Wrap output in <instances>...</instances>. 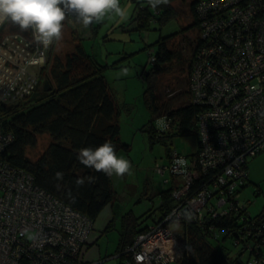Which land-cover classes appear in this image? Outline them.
<instances>
[{"label": "built area", "instance_id": "2783aa9c", "mask_svg": "<svg viewBox=\"0 0 264 264\" xmlns=\"http://www.w3.org/2000/svg\"><path fill=\"white\" fill-rule=\"evenodd\" d=\"M196 10L201 41L188 88L191 102L201 108L199 149L189 156L173 149L169 163L157 167L169 175L174 204L135 237L121 264L177 262L187 225L253 216L241 191L249 181L248 158L264 150V0H199ZM67 18L76 16L69 12ZM50 47L31 31L0 36L1 102L19 104L38 89ZM12 140L0 127V264H20L23 258L28 264H89L84 251L94 221L3 159ZM248 264L264 260L254 256Z\"/></svg>", "mask_w": 264, "mask_h": 264}, {"label": "trees", "instance_id": "16d2710c", "mask_svg": "<svg viewBox=\"0 0 264 264\" xmlns=\"http://www.w3.org/2000/svg\"><path fill=\"white\" fill-rule=\"evenodd\" d=\"M136 1L139 5L132 22L137 23L139 30L150 29L153 20L165 24L177 17L172 0L155 9L147 0ZM198 1H190L193 22L183 28V32L199 27L200 16L196 10ZM141 2L144 6L140 5ZM15 30L21 31L16 25L5 22L0 27V36L5 31ZM177 34L157 40V51L153 53L155 60L151 61L153 67L145 77L148 81L145 97L149 109L154 115L163 116L171 123V129L158 132L153 141H162L167 134L170 137L175 132H197L196 120L201 108L191 102L188 85L193 55L201 41L200 35L197 31L193 41L186 38L185 45L183 42L181 48H175L174 43L170 45L169 41ZM192 44L190 54H185ZM53 51L52 44L48 63L41 71L40 86L28 99L11 105L0 101V127L13 134V140L5 146L2 158L30 172L37 185L95 221L109 203L115 204L116 194L111 176L83 165L78 153L82 148H95L106 141L114 145L116 153L121 148L129 149V146L120 138V110L103 75L105 66L86 51L81 40L64 58ZM175 65L180 67L181 73H187V88L176 95L175 98L182 100L178 106H163L158 103L154 83L158 75L172 71ZM45 79L51 85L48 91L43 88ZM149 129L154 128L151 125ZM43 133H48L51 141L41 156L33 160L27 150L37 145V136ZM246 168L248 170V163ZM57 173L62 174V179H57ZM80 179L84 180L82 185L77 184ZM254 192L259 194L261 188H256ZM162 197L160 209L163 213L174 204L171 189L164 191ZM245 214L241 218L227 216L212 223L187 225L183 239L185 251L177 262L239 264L246 252L250 255L246 264L254 256L264 260V207L256 215ZM142 223L131 212L123 214L116 250L120 264L124 258L130 257V254L124 253L127 247L132 246L135 237L147 229L148 226L143 227ZM219 232L223 233V237ZM227 240L232 241L233 248L226 244ZM248 246L252 248L251 251L247 249ZM20 264L28 262L23 258Z\"/></svg>", "mask_w": 264, "mask_h": 264}, {"label": "rangeland", "instance_id": "374dc122", "mask_svg": "<svg viewBox=\"0 0 264 264\" xmlns=\"http://www.w3.org/2000/svg\"><path fill=\"white\" fill-rule=\"evenodd\" d=\"M190 1L172 0L176 18H171L165 24L153 20L150 29L139 30L137 23L132 22L138 2L120 0L121 8L125 11L123 19L112 13L102 23L84 29L77 19L66 18L62 39L53 43V52L64 58L76 42L81 40L86 51L105 66L103 75L120 110V138L129 146V149H119L116 154L132 164L131 175L111 176L116 194L115 204L109 203L94 221L90 234L93 242L84 258L89 264H120L116 250L123 214L131 212L142 220L143 227L152 225L162 214V193L171 188V182L165 181L169 175L159 174L157 167L169 163V152L173 149L187 156L199 149V135L196 131L175 132L170 137L167 134L162 141H153L158 132L166 130V120L151 112L145 97L148 87L145 77L153 67L151 56L157 51V40L178 33L169 43H174L175 48H181L186 38L193 41L197 36L198 28L182 31L193 22ZM140 5L144 6V3ZM192 48L193 44L184 53L190 54ZM187 81V73H181L178 65L172 71L158 75L154 83L158 103L168 107L178 106L182 100L175 97L187 88ZM158 122H162V126H158ZM151 125L154 128L152 130L149 129ZM37 137V145L27 150L33 160L41 156L51 141L48 133ZM248 175L249 181L242 188L241 200L247 206L248 213L256 215L264 207V150L248 158ZM258 187L261 192L255 194ZM219 235L223 237L222 232ZM226 244L233 248L231 240H227ZM249 256L248 252L244 253L239 264H246ZM169 264L179 262L172 261Z\"/></svg>", "mask_w": 264, "mask_h": 264}, {"label": "clouds", "instance_id": "9594fccd", "mask_svg": "<svg viewBox=\"0 0 264 264\" xmlns=\"http://www.w3.org/2000/svg\"><path fill=\"white\" fill-rule=\"evenodd\" d=\"M147 2L155 9L161 4H167L169 0ZM69 12L75 14L84 29L102 23L112 13L121 19L125 17L120 0H0V25L10 22L21 31H31L34 39L47 48L62 39L63 22ZM158 126H162V122H158ZM78 159L86 167L108 176L132 174L131 162L118 156L110 141L95 148H82ZM57 179H62L61 173H57ZM83 183V179L77 181L78 185Z\"/></svg>", "mask_w": 264, "mask_h": 264}, {"label": "water", "instance_id": "95a60500", "mask_svg": "<svg viewBox=\"0 0 264 264\" xmlns=\"http://www.w3.org/2000/svg\"><path fill=\"white\" fill-rule=\"evenodd\" d=\"M147 74H148V72H147ZM43 88H44L45 91H48V90L51 89V85L49 84V80L48 79H45L44 80V86H43Z\"/></svg>", "mask_w": 264, "mask_h": 264}, {"label": "crops", "instance_id": "0c3cea01", "mask_svg": "<svg viewBox=\"0 0 264 264\" xmlns=\"http://www.w3.org/2000/svg\"><path fill=\"white\" fill-rule=\"evenodd\" d=\"M68 19H69V18H68ZM73 19H76V18H72V20H73ZM91 242H93V239H92L91 236H90V238H89V240H88V246L85 248V251H84V258H85L86 254H87L88 247H89V245L91 244Z\"/></svg>", "mask_w": 264, "mask_h": 264}]
</instances>
